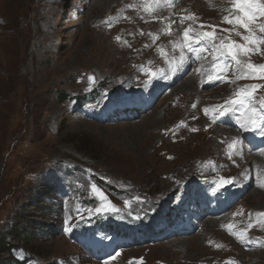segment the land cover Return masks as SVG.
Here are the masks:
<instances>
[{
	"label": "rangeland",
	"instance_id": "obj_1",
	"mask_svg": "<svg viewBox=\"0 0 264 264\" xmlns=\"http://www.w3.org/2000/svg\"><path fill=\"white\" fill-rule=\"evenodd\" d=\"M95 1L0 0V240L12 245L0 244V264H264V198L253 197L264 193V162L243 137L256 131L219 115L241 116L229 101L253 85L259 108L264 79L238 78L251 73L223 57L221 80L214 52L194 62L177 46L184 30L211 26L244 43V29L222 19L237 14L231 0L151 12L149 0ZM240 59L264 65V45ZM221 178L232 180L227 212L209 216L193 195L217 192ZM241 231L250 242L232 234Z\"/></svg>",
	"mask_w": 264,
	"mask_h": 264
},
{
	"label": "snow or ice",
	"instance_id": "obj_2",
	"mask_svg": "<svg viewBox=\"0 0 264 264\" xmlns=\"http://www.w3.org/2000/svg\"><path fill=\"white\" fill-rule=\"evenodd\" d=\"M232 8L228 9L229 13L235 11L237 14L235 16L229 14L225 15L222 19L223 22L237 26L238 28L244 29V33L236 32V35L240 36L244 43L237 42L235 40H231L230 38H224L217 36L215 31V26H211L213 28L212 31H201L194 32L191 28L184 30L183 38L179 45H177L181 52L183 53L184 49L187 48L189 52L195 53H207L209 51L214 52V63L211 66L212 73L223 74L229 67V63H224L221 65L219 60L223 57L230 58L231 62H234L237 66L236 70L240 71V69L246 67L251 75H243L238 78L242 79H264V65H254L252 63L242 64L240 57L247 56L251 54L253 51H259L260 45H264V36H259L256 33H264V23H257L260 18H264V0H231ZM174 0H149V2L145 5L144 10L151 12L157 10L161 7L172 6ZM131 7V5L129 6ZM194 19V16L181 17L180 21L184 22L185 20ZM201 28H204V25H200ZM170 31V29H166ZM222 31L229 32L232 29H223ZM246 33V34H245ZM119 40L120 38L117 37ZM219 41V42H217ZM203 42H207L211 45V48L203 46ZM196 45H201L199 48ZM162 54L163 50H161ZM184 56L181 55L177 64L183 63ZM170 67L173 71H175L176 64H173L169 61ZM262 73L259 77L255 75L256 72ZM155 75L154 73H150ZM212 75H209V79H212ZM219 78V75L216 76ZM90 82H94V77H88ZM260 87V85H253L249 88L241 89L237 93V98L229 101L230 104L240 105L245 109L247 113H249L248 122L246 124H242V127L248 128H260L262 126V121L257 117V111H261L264 113V103L259 105V108L252 104L253 93L255 90ZM195 107V105H193ZM208 109H205V113L207 114ZM195 130V129H193ZM264 135V132L261 133ZM238 141H234L229 145L230 150L236 149ZM264 154V153H262ZM220 183L222 184H230L232 183L231 179L221 178ZM264 187V184L261 185ZM92 191L96 193L102 200H106L104 194L95 186H92ZM105 208L111 211H117L114 205H111L109 202L105 205ZM99 211V210H98ZM258 217L264 218V213H258ZM259 222V220L257 221ZM229 230H232V225L227 226ZM252 225H249L251 228ZM233 235H236L238 239L241 240L242 243L250 242L247 240L246 231H241L239 233L232 232ZM257 243H260L257 241ZM229 264H234V262H229Z\"/></svg>",
	"mask_w": 264,
	"mask_h": 264
},
{
	"label": "bare ground",
	"instance_id": "obj_3",
	"mask_svg": "<svg viewBox=\"0 0 264 264\" xmlns=\"http://www.w3.org/2000/svg\"><path fill=\"white\" fill-rule=\"evenodd\" d=\"M99 2V0H96L94 3L95 4H97ZM128 27V26H127ZM119 29V28H118ZM167 31V30H166ZM123 33V32H122ZM166 37V36H165ZM169 45H170V43H169ZM198 48L201 46V45H196ZM166 48V47H165ZM166 50V49H165ZM186 52L188 53V55H189V57H191V59H192V61H194V62H196V61H198L199 59H200V57L202 56V53H195V52H189L188 50H187V48H186ZM161 54V53H160ZM195 54H196V56H195ZM202 58V57H201ZM186 73H184V74H182V76L183 75H185ZM220 75H222V74H220ZM182 76L180 77V78H182ZM222 77H223V75L221 76V80H222ZM187 81V79L186 80H184V84H183V86H184V88H186V89H188V88H190L191 86H192V82H186ZM191 88H193V87H191ZM199 88V87H198ZM195 89V88H194ZM151 93V92H150ZM196 93V92H195ZM191 94H194V93H191ZM200 94V93H199ZM152 95H153V93H151L150 95H143L144 97V100H145V102L144 103H146V102H148V104H149V102L151 101V98H152ZM191 96H193V95H191ZM197 96V95H196ZM196 98V97H195ZM198 98V97H197ZM194 99V98H193ZM186 99H184V101H185ZM183 101V102H184ZM187 101V100H186ZM191 102V101H190ZM134 104H136V102H131L129 105H124V106H121V107H119V111H123V107H125L124 108V111L125 110H127L128 109V106H131V105H134ZM187 105V104H186ZM237 111H240L242 114H241V116L240 115H237V112H236V110L235 109H230V108H224V109H222L221 110V112L223 113V114H221V113H219V115L221 116L222 115V117H223V119H224V121H228V119H227V116L228 115H230V116H232L233 118H235V119H237V118H240L241 119V122L238 120V121H236V122H234L232 119V121L234 122H232V121H229L228 122V124H233V125H237V126H241L242 124H246L247 122H248V118H246V116H247V114H246V111H245V109L243 108V107H241L240 105H238L237 106ZM228 113V114H227ZM257 117L262 121V126L260 127V128H251V127H248V128H245V127H243V129H244V131L245 132H247V130H250V131H256V132H250V133H247V136L248 135H251L252 137H253V141H249L248 140V137L246 136H244L243 135V137L245 138V142L248 144V146H249V148L252 150V151H256L257 153L255 154V157H256V159H259V162H260V164H261V162H264V154H262V153H264V135H262L261 133L262 132H264V114H263V118L261 117V113L259 112V111H257ZM216 120V119H215ZM217 122V121H216ZM219 123V122H218ZM220 124V123H219ZM223 125V124H222ZM232 127H234V126H232ZM242 127V126H241ZM220 128V127H219ZM227 130V129H226ZM242 133H244V131L243 130H240ZM217 133V132H216ZM228 133H229V131H228ZM212 143V142H211ZM219 146V145H218ZM261 148H263V149H261ZM261 150V151H260ZM244 159V158H243ZM256 162V161H255ZM257 164V163H256ZM250 182H248L247 183V185L246 186H244L243 188L245 189V190H249V188H250V184H249ZM229 185V184H228ZM234 188H235V190L236 191H238V192H241V190H237V186L235 185L234 186ZM229 192H228V187L226 186V185H224V184H221V187H220V189L217 191V192H214V190H210V189H208V190H198V192H195L194 193V195H193V198H194V200L195 199H199V202H200V205H204V204H206L207 203V206H208V211L206 212V214L207 215H209V216H221L223 213H226L227 211V206L229 205V202H230V199H229V197H230V194H228ZM243 193V192H242ZM253 193H255L254 195H253V197H260V198H264V193L263 192H261L260 190H254V192ZM244 194V193H243ZM252 197V196H251ZM217 202H224V204H223V206H222V209H221V211L219 210V209H216V207L215 206H213V204H215V203H217ZM214 208V209H211V208ZM203 208V206H200V209H202ZM209 221V220H208ZM211 222H214V220L213 221H211ZM211 225V224H210ZM169 234H167L166 235V237L168 236Z\"/></svg>",
	"mask_w": 264,
	"mask_h": 264
},
{
	"label": "trees",
	"instance_id": "obj_4",
	"mask_svg": "<svg viewBox=\"0 0 264 264\" xmlns=\"http://www.w3.org/2000/svg\"><path fill=\"white\" fill-rule=\"evenodd\" d=\"M28 224H29V225L31 224V226H32V222H29ZM0 244H1V246H3L4 248H6V250H7V252H8L9 254L11 253L12 245H10L9 243L6 244V242L3 241V240H0ZM15 261H16V264H23V263H21V262H19V261H17V260H15Z\"/></svg>",
	"mask_w": 264,
	"mask_h": 264
}]
</instances>
